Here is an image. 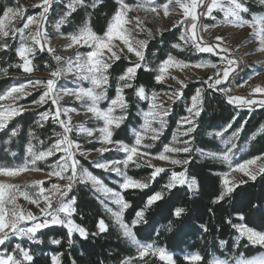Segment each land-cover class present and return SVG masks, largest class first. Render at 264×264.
Wrapping results in <instances>:
<instances>
[{"label":"snow or ice","instance_id":"1","mask_svg":"<svg viewBox=\"0 0 264 264\" xmlns=\"http://www.w3.org/2000/svg\"><path fill=\"white\" fill-rule=\"evenodd\" d=\"M118 7L112 15L111 21L103 35L96 34L90 24L85 22L76 32L67 35L69 41L66 44L67 49H75L72 56L63 57L57 55L56 50L51 47L48 33L44 27L47 20V14L51 8L52 0H40L33 7L41 10L38 15H29L25 19V9L22 6H6L0 10V50H8V39L16 40L19 37V45L15 49L16 56L19 58L18 63L10 65L22 69L25 74L34 71L32 58L37 52H47L52 54L56 65L49 71L48 78L29 79L27 83L13 85L0 93V131L8 127V122L17 116L23 115L25 108L17 102L31 95L27 89L29 86L32 90L40 91L39 98L33 101L38 107L49 105L47 110L39 112V119L36 121L39 127H43L45 122L51 121L53 125L59 127V131L53 130V136L49 137L51 143L42 150L36 151L35 146L29 142L27 152L30 159H27L22 166L16 168L0 167V175L13 177L25 171H44L36 167L37 162L46 161L49 157H57L54 163L50 164V171L46 172V180L51 182L49 187H45V180H37L31 185H20L0 182V246L6 245L11 237H27L28 240L36 239L37 233L42 229L49 228L51 225H59L66 229L68 244L73 243L74 233H78L81 239H88L89 236H99L108 231L109 225L103 218L98 219L96 231H89L82 225L76 223L73 215L77 213L76 197L70 195L73 192L74 185L77 183L91 184L93 190L100 194L103 199L100 203L105 210L111 215L114 224L119 228L122 236L135 248V256H125L120 264H148L146 258L155 257L162 264H175L173 254L167 251L165 247L156 246L154 242H141L137 239L134 229L138 225L146 224V213L157 202L165 199L166 194L171 193L174 189L181 186H187L189 191L198 187L195 178H189L187 168L181 171L166 169L153 163L154 160L166 161L172 166H186L190 159L176 158L174 154H191L193 151L192 142L195 137L193 133L197 131V120L203 111L204 95L207 90L220 92L224 95L230 105L236 107H247L251 110L253 106L264 107V86L256 85L252 87L248 97L230 95V89L222 85L234 75L239 67L237 58L233 55L234 50L224 44V38L217 36L215 39L218 43L211 44L204 41L203 36L199 35V19L208 17L215 19L214 12L222 13L223 23L235 28L249 29L250 42L256 46V51L264 53V15L250 13L246 0H163V3H157V0H141L134 7L127 4L125 0H116ZM264 5V0H259ZM95 7V4L92 5ZM87 7L85 0H68L64 16L60 23L66 22L67 18L72 15L77 8ZM143 10L156 16L163 13L168 17L171 13L179 16V19L172 25L173 28L183 27L179 36V41L173 43L172 47L184 50L191 47L198 52L211 53L220 57V65L212 62L203 64L190 65L189 63L177 60L171 54L167 59L160 62L157 69L149 67L145 58V49L148 44L147 39H137L135 31H144L143 21L139 16L129 17V13ZM244 14H250V18H245ZM18 21H24L22 27L17 26ZM134 27H127L133 24ZM60 23L57 24L59 30ZM205 30L208 26H204ZM148 37H154L151 31H148ZM81 48L88 49L85 52L79 51ZM126 49V51H125ZM129 54L135 57L132 59ZM122 57L129 61L122 74L116 78L115 95L108 96L110 85L109 69L113 64L120 61ZM45 67L49 65L46 63ZM207 68L215 69L213 75L208 76L202 81V86L195 89L194 94L190 97V104H186L187 116L181 117L177 121V133L173 136L171 144H165L163 150L153 154L149 149L153 144L146 141L155 142L159 140L163 129L167 126L166 117L171 112V106L180 101L184 96V89L187 84L183 80H178L179 85L176 88H161L160 91H148L143 85H135L138 70L156 71L154 80L157 84L163 85L171 76V68ZM7 68H0V73L7 74ZM73 77L75 87L58 86L59 81L67 76ZM176 79L175 77H171ZM89 86L84 87V83ZM247 83V82H245ZM206 86V87H205ZM133 89L137 103L140 101L147 102V109H140L138 115L142 123L131 128L130 131L134 136L132 144L125 143L123 140L114 139L116 129H119L129 119L130 103L126 98L125 90ZM253 94H260L259 99L252 98ZM72 97L86 106L87 112L97 121H102V126L84 127L82 124H73L70 113L76 112L75 108L65 107L61 101L64 97ZM164 97L166 99H161ZM108 101L107 107L102 108V102ZM238 115V113H237ZM236 117L233 116L226 126L216 132H208L209 137L215 136L222 138L221 142L225 145L221 151H208L196 149L201 156L208 159L219 161L227 165V170L220 174V190L212 200L213 204H220L226 198H230L235 190L249 181H255L258 176L264 175V153L255 155L243 162L234 163L237 144L234 140L238 137L243 125L236 129L232 136L224 138L228 129L232 128V123ZM158 125V127H156ZM84 134L90 138L89 143L99 142L100 147L95 149L102 159L92 161L94 167L102 169L107 173H115L122 178V182L117 181L122 190L140 189L144 190L149 187L152 181H155L161 173L168 174L167 183L159 191H155L147 196L144 206L135 211L134 218L126 222L124 218L125 211L131 207V204L125 200L124 196L112 188H109L102 179L93 175L87 168L81 166L77 155L86 156L81 145L72 138V134ZM264 134V124H261L255 135ZM11 135H17V129L11 130ZM30 136L38 140L40 145L45 141L39 140L32 132ZM179 136L185 137L180 140ZM122 153L121 159L103 158L107 152ZM147 167L152 169L146 180L135 179L129 176L127 169L130 167ZM235 173L242 174L239 177ZM64 181V183H59ZM23 197L25 201L35 205L39 209V215L34 214L31 210L23 209L17 200ZM105 201L117 205V210H113ZM185 214L184 207H174L170 216L179 219ZM238 221L233 222L231 218L226 219V223L235 230L237 235L234 238L233 248L240 246L241 240H247L249 245L260 246L264 248V231H258L250 227L245 222V216L238 213ZM173 221L169 220L167 230L171 231ZM202 231L207 233L208 228L205 225L200 226ZM42 242V241H41ZM50 243L61 245V239L52 238ZM220 247L223 249L227 241L221 240ZM63 253L54 254L51 257V264H62L61 257ZM187 264H200L203 257L199 252H190L184 256ZM34 256L30 249L16 244L10 252L6 249L0 252V264H33ZM72 264H76L72 260ZM211 264H264V255L247 258L238 255L226 259H213Z\"/></svg>","mask_w":264,"mask_h":264},{"label":"trees","instance_id":"2","mask_svg":"<svg viewBox=\"0 0 264 264\" xmlns=\"http://www.w3.org/2000/svg\"><path fill=\"white\" fill-rule=\"evenodd\" d=\"M87 7L77 8L66 22L60 23L64 16L66 4L68 0H52L51 8L47 14V23L49 24V37L54 40L58 36L67 37L68 34L76 32L85 22H88L92 30L103 35L111 21L112 15L118 7L116 0H85ZM129 5L139 3L137 0H125ZM22 6L18 0H0V10L6 6ZM95 4V7L92 5ZM40 8L27 7L25 9V17L39 13ZM55 23H60L59 30L53 27ZM181 34L180 28H173L170 31L154 34V37L144 38L148 40L145 51L146 62L153 70L157 69L161 61L167 59L171 54L177 60L187 63H196L200 60L196 52L191 47L184 50L172 47L173 43H183L179 41ZM9 49L0 50V68H7V74L0 73V93L13 85H18L22 81L24 72L22 69L11 67L20 62L16 56L15 49L19 45V39H8ZM132 59L134 56L130 55ZM49 67L46 68L45 64ZM34 73L48 74L55 67V60L47 52H37L32 62ZM129 66V61L123 57L120 61L113 64L109 69L110 87L108 88V96L115 95L116 78L122 74L123 70ZM156 71L138 70L135 85H143L149 92L152 90L160 91L161 88L168 89L166 85L157 84L154 80ZM201 79L187 84L184 89V96L171 106V112L166 117L167 126L163 129L159 140L152 143L153 146L149 151L153 154L163 150L165 144L173 142V136L177 133V121L181 117L187 116L186 104H190V97L194 94L196 88L202 86ZM206 87V86H205ZM126 98L129 100V119L115 130L114 139L123 140L125 143L132 144L134 136L130 129L138 127L141 123V117L138 115L140 109H147V102L140 101L137 103L133 94V89L125 90ZM34 97L18 102V104H29L34 101ZM108 101L102 102V108L107 107ZM49 105H44L35 110L25 111L23 115L17 116L8 122V127L0 131V167L16 168L22 166L30 156L27 152L29 142L35 146L36 151L42 150L51 141L54 140L53 130L59 131L57 125H53L51 121L45 122L41 128L36 121L39 119V112L47 110ZM238 113V115H237ZM233 116L236 117L232 123V128L228 129L224 138H229L232 133L243 125L238 137L234 140L237 144L234 163L243 162L255 155L264 153V134L255 135L257 130L264 124V108L253 106L249 108H238L227 103L224 95L220 92L207 90L204 95L203 111L198 118V128L193 133L195 139L192 142L193 151L191 154H176L178 158H189L190 163L186 166H178L174 168L176 171L187 168L188 177L195 178L198 187L189 191L185 186L174 189L171 193L166 194L165 199L157 202L146 213L147 223L138 225L134 231L137 239L141 242H154L156 246L165 247L168 252L173 254L175 264H187L184 256L190 252H199L203 257L200 264H211L213 259H226L232 256L243 255L252 258L263 252L264 248L260 246L249 245L247 240H241L238 248H233L234 238L237 235L225 221L231 218L233 222L238 221V213L245 216V222L258 231H264V175H260L253 182L240 185L230 198H226L220 204H213L212 200L218 194L220 184V174L227 170V165L221 164L219 161L211 160L205 156H201L196 149L208 151H221L225 145L221 142L222 138L215 136L209 137L208 132H216L221 130L232 121ZM158 127V125H156ZM17 129V135L12 136L11 130ZM32 132L39 140L45 141L42 146L38 140L29 135ZM180 140L185 139L179 136ZM98 145H86V149L95 150ZM103 158L121 159L123 155L120 153H108ZM81 165L90 172L98 176L103 182L112 189L119 191L130 204L124 213L126 222H130L134 218L135 211L144 206L147 196L155 191H159L161 187L167 183L168 174L161 173L155 181L149 184L144 190L127 189L120 190L113 181H121L113 174H107L100 170H96L89 163L78 158ZM55 159H48L44 162H38L36 167L46 170L47 164H51ZM151 169L147 167L136 168L134 166L127 169L129 176L135 179L146 180ZM70 195L76 197L77 213L73 215L76 223L85 227L89 233L96 231V223L98 219L103 218L109 225L108 231L99 236H89L88 239H81L78 233H74L71 245L68 244L66 229L59 225H51L49 228L42 229L37 233L36 239L33 241L28 238L22 240L12 239L6 242V245L0 246V252L5 249L11 251L16 244L31 250L34 256L33 264H51V257L57 253H63L62 264H72L75 260L76 264H120L125 256H135V248L122 236L118 227L113 223L106 214L97 195L88 185H80ZM184 207L185 214L176 219L170 216V212L174 207ZM169 220L173 221L171 231L167 230ZM201 225L208 228L205 233L201 229ZM61 239V245H53L50 239ZM227 241L225 248L220 247V241ZM42 241V242H41ZM148 264H162L157 258H146Z\"/></svg>","mask_w":264,"mask_h":264},{"label":"rangeland","instance_id":"3","mask_svg":"<svg viewBox=\"0 0 264 264\" xmlns=\"http://www.w3.org/2000/svg\"><path fill=\"white\" fill-rule=\"evenodd\" d=\"M139 3H141V0H137ZM18 2L22 5L24 9L27 7H33V5H36L40 2V0H18ZM157 3H163V0H157ZM138 4V3H137ZM135 4V5H137ZM135 5H132L133 7ZM246 5L249 7L250 13H256L258 15H264V5H261L259 3V0H246ZM38 8V7H34ZM26 14V11H25ZM37 14H34L32 16H36ZM213 15L216 17L215 19H211L208 17H201L198 21L199 25V35L203 36L204 41L207 43L215 44L218 43L216 41L217 36H221L224 38V44L231 49L234 50L233 55L237 58L239 67L237 68V71L234 75H231L229 79L225 82L223 87L229 88L230 95L233 96H241V97H248L249 94L251 93L252 87L256 85H261L264 86V53H259L256 51V46L253 42H250L251 38L249 37V29L246 28H235L229 25H226L223 23V15L222 13L219 12H214ZM134 16H139L140 19L143 21V28L144 31H135V35L137 39H144V38H150L148 37V31H151L153 34H161L167 31H170L173 29L172 25L176 22V20L179 19V16L176 15L175 13H171L168 17L163 16V13L161 11V14L159 16H156L152 13L145 12L143 10H136L133 12L129 13V17H134ZM245 18H250V14H244ZM26 19V17H25ZM24 21H18L17 26L22 27ZM57 23L54 25V29L57 30ZM204 26H208L207 29L205 30ZM44 27L49 35V24L47 23V20L44 24ZM127 27L133 28L134 27V22L133 24H129ZM181 32L183 31V27H180ZM19 39V37H18ZM50 39V37H49ZM51 47H53L56 50L57 55H61L63 57H69L72 56L75 49H67L66 44L69 42L65 36H58L54 40H51ZM193 49V48H191ZM88 49L86 48H81L79 51L85 52ZM197 56L200 57V60L196 63H189L190 65H195V64H203L205 62H212L216 63L217 65H220V57L215 56L211 53H202L198 52L195 49H193ZM126 51V49H125ZM51 57L52 54L48 53ZM132 55V54H129ZM33 62V58H32ZM171 76L167 79L166 85L168 88H176L179 85L177 84L178 80H183L186 84L190 82H194L198 79L205 80L208 78V76L213 75L215 72V69L211 67L207 68H196V67H189V68H171L169 69ZM49 74V73H48ZM48 74H42V73H30V74H25L22 76V81L20 83H27L29 79H47ZM171 77H175L176 79H172ZM247 82V83H245ZM19 83V84H20ZM58 86H64V87H75V84L73 83V77L72 76H67L65 78H62L59 81ZM89 85L85 82L84 87H88ZM28 91H31V95L23 98L22 100H26L30 97H34L36 99L39 98V95L41 94L40 91H35L32 90L31 87L27 89ZM252 98L259 99L260 94H253ZM161 99H166L164 97H161ZM22 100L18 101L21 102ZM17 102V103H18ZM4 103L5 105L8 103L7 101L0 102ZM62 105L65 107H70V108H75L76 112L70 113L72 116V122L73 124H82L84 127H98L102 126V121H97L92 117V114L87 112L85 104L75 101L74 98L72 97H64L63 100L61 101ZM25 108L30 109V110H35L40 107L36 106L33 104V101L29 104H22ZM260 107V106H259ZM240 108H247V107H240ZM264 108V107H263ZM72 138L76 140L77 143L81 145L82 150H84L86 153H90V155L86 156H80L79 154L77 155V159L81 158L82 160L86 161L89 163L93 168L96 170H100L104 172L102 169L94 167L92 161L97 160V159H102L99 155V153L95 152V150L92 149H86V145H98L100 147L99 142H92L89 143L88 137H86L84 134H79L77 135L75 132L72 134ZM114 153H117L113 151ZM111 153L107 152L104 155ZM122 154V153H120ZM60 155V153H57V157ZM123 155V154H122ZM176 156V154H174ZM57 157H49L48 159H56ZM176 158H178L176 156ZM39 162H44V161H39ZM38 163V162H37ZM54 163V162H53ZM154 164L157 166H162L165 167L166 169H173L177 168L178 166H172L170 163L166 161H158L154 160ZM52 164V163H51ZM81 164V162H80ZM50 164H47L48 168L44 171H25L20 173L17 176L13 177H7L0 175V182L2 183H10V184H15V185H31L32 182L37 181V180H45V187H49L51 182H56L55 178H53L52 181H47L46 180V172L50 171ZM82 166V165H81ZM83 167V166H82ZM150 169V168H149ZM152 170V169H151ZM107 173V172H104ZM107 174H113L117 176L115 173H107ZM238 174V177L242 174ZM95 175V174H93ZM96 176V175H95ZM117 178L121 179L120 182H122V178L117 176ZM59 183H64V181H59ZM113 184H117L119 186V183L117 181H113ZM80 185H88L91 187V184H84V183H77L74 185V187H78ZM108 186V185H107ZM111 188L110 186H108ZM185 187H187L185 185ZM92 188V187H91ZM119 189L122 190L119 186ZM132 189V188H130ZM93 190V188H92ZM114 190V189H113ZM194 190V189H193ZM94 191V190H93ZM117 191V190H115ZM119 192V191H117ZM94 193L97 195L98 200L100 202L101 199H103L102 196H100L99 193L95 192ZM17 203L26 210H31L34 214L39 215V209L35 206L30 204L28 201H25L23 197H19L17 200ZM105 203L108 204L109 207H111L114 211L117 210V205L111 203L110 201H105ZM102 205V204H101ZM103 209L105 210L104 206L102 205ZM106 214L110 217V219L113 221V218L111 215L105 210ZM119 229V228H118ZM120 231V230H119ZM17 239V240H22V238L26 237H11L10 240L12 239ZM9 240V241H10ZM7 241V242H9ZM264 255V250L262 253L254 256H261ZM253 258V257H252Z\"/></svg>","mask_w":264,"mask_h":264},{"label":"built area","instance_id":"4","mask_svg":"<svg viewBox=\"0 0 264 264\" xmlns=\"http://www.w3.org/2000/svg\"><path fill=\"white\" fill-rule=\"evenodd\" d=\"M76 188H77V187L75 186V187L73 188V191L76 190Z\"/></svg>","mask_w":264,"mask_h":264},{"label":"bare ground","instance_id":"5","mask_svg":"<svg viewBox=\"0 0 264 264\" xmlns=\"http://www.w3.org/2000/svg\"><path fill=\"white\" fill-rule=\"evenodd\" d=\"M234 175H236L238 177V174L237 173H235Z\"/></svg>","mask_w":264,"mask_h":264},{"label":"water","instance_id":"6","mask_svg":"<svg viewBox=\"0 0 264 264\" xmlns=\"http://www.w3.org/2000/svg\"><path fill=\"white\" fill-rule=\"evenodd\" d=\"M249 182H253V181H249ZM249 182H248V183H249Z\"/></svg>","mask_w":264,"mask_h":264}]
</instances>
